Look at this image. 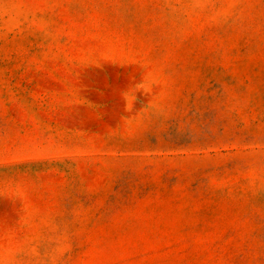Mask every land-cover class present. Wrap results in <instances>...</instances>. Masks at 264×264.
Here are the masks:
<instances>
[{
    "label": "rangeland",
    "instance_id": "374dc122",
    "mask_svg": "<svg viewBox=\"0 0 264 264\" xmlns=\"http://www.w3.org/2000/svg\"><path fill=\"white\" fill-rule=\"evenodd\" d=\"M0 264H264V0H0Z\"/></svg>",
    "mask_w": 264,
    "mask_h": 264
}]
</instances>
